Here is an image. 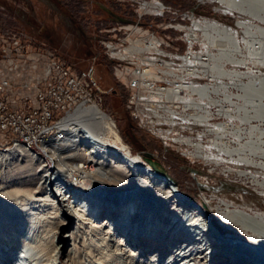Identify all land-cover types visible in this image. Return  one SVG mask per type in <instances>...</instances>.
<instances>
[{"label": "bare ground", "instance_id": "1", "mask_svg": "<svg viewBox=\"0 0 264 264\" xmlns=\"http://www.w3.org/2000/svg\"><path fill=\"white\" fill-rule=\"evenodd\" d=\"M199 1L218 2L227 8L225 12L237 10L264 19V0ZM141 5L148 6L152 12L164 8V3L159 0L141 2ZM260 13L263 15L260 16ZM191 19L192 25H181L178 28L185 31L191 43L195 39L194 32L200 31L205 42L199 40L203 45L202 54H196L198 61L191 62L190 66L193 67L188 68V73L200 71L209 80L202 85L197 81L186 85L182 81L184 75L175 74L180 83L172 92H167L172 104H157L162 106L163 112L169 113L167 119L172 122L174 116L179 115L187 123L193 120L205 127L198 132V140L189 136L175 138L194 148L191 152L193 157L215 164L227 162L264 169V164L256 161L257 157L264 155L263 151L258 153L261 147L246 149L247 146L262 143V139L237 142V147L232 145L231 137L238 141L244 137L240 136L242 129L236 130L231 125L239 119H230V112H233V106L237 104L232 99L239 91L228 88L230 84L241 85L244 90L248 88L236 73L223 70L215 72L214 65V62H221L223 58L236 64H245L251 58L264 63L252 39L253 28H260L250 22L239 21L246 34L241 40L247 49V54H244L234 28L224 26L215 19ZM224 45L232 46L233 49L222 48L218 55L212 51L214 46ZM227 78H233L228 82L230 84L224 81ZM263 82L264 78H256L252 90H264ZM222 88L225 92L221 91ZM153 91V97L166 95L165 90L157 87ZM186 92H189L188 97H185ZM197 92L199 98H195ZM176 100L181 105L175 103ZM179 106L182 110L177 109ZM218 111H223L229 118ZM155 113L160 112L156 110ZM216 115L224 117L228 122L214 123L212 119ZM243 121L250 124L251 117L243 118ZM114 126V121L96 102L82 103L59 124V135L52 137L54 131H48V135L40 136V145L53 160V165L50 166L45 157L32 151L34 146L38 147L32 141H20V144L6 153L0 151V164L14 160L22 168H27V173L17 181L34 186L32 193L29 192L31 200L43 212L33 218L17 211L1 213L6 232L2 234L0 242V264H7L11 259H15L13 264H264L263 213L254 212L244 207L246 205L238 206L235 201L223 197H204L205 201L196 206L174 181L144 165L121 139L114 142L107 137L108 133L116 134ZM250 127L243 132L255 130L261 135L264 133V129L258 125ZM209 133L214 134V140L211 145L205 146L202 138ZM87 138L85 142L90 145L81 148L79 145L84 141L80 143V140ZM67 150H73L72 156L81 161L70 163L74 158L65 155ZM86 157L90 160L89 164L83 161ZM227 171L250 176L256 185L264 189V180H259L247 170L229 168ZM76 185H81V189L74 192ZM73 194L74 198L71 197ZM205 212L209 217L214 215L229 229L222 233L226 246L224 249H210L212 244L207 237H211L214 230L222 232L224 229L218 227L212 219L211 226ZM159 223L164 228L161 229L162 234L156 237L155 230ZM70 224H73L72 230L65 235L67 238L63 241L60 237L56 239L55 234L60 233V227H68ZM202 224L206 228V234L203 235L206 237L203 240L205 244L195 246L194 250V247L182 248L179 243L186 240L176 241L182 238L179 231L200 229ZM41 229L46 232L45 237L40 235ZM174 245L179 246L178 249H173ZM67 246L69 248L66 251ZM37 248L38 251L33 253ZM196 249L198 256L188 259L191 255L189 252Z\"/></svg>", "mask_w": 264, "mask_h": 264}, {"label": "rangeland", "instance_id": "2", "mask_svg": "<svg viewBox=\"0 0 264 264\" xmlns=\"http://www.w3.org/2000/svg\"><path fill=\"white\" fill-rule=\"evenodd\" d=\"M159 1L163 2L167 7H170L165 16L152 17L146 15L144 17L145 22L153 21V23H155L154 25H159V28L156 26L158 31H163V29H160V27H166V24L170 22L173 24L181 22V24L179 23L175 25L177 28L178 26L181 27V25H192V19L190 21L186 18V15H189L190 17L198 19H215L220 24H224V26L228 25L232 29L234 28L233 30L237 32L238 39L241 41L246 34L244 33V28L239 25V21L250 22L252 25L258 26L260 28V30L256 29L255 27L253 28L254 30H252V32L254 37L252 39L254 41V48L260 53V57L264 58L263 18L261 19L260 17H255L251 14L237 10L225 12L227 8L224 5L214 1ZM15 5L16 7H23V12L26 13L25 15H27V18L34 24L40 26L41 34L37 35V39L35 38L36 42L42 46H49L59 55L71 62L80 72L86 73L89 67L94 64V58L97 57V61L95 62L94 66L96 69V76L103 93L100 94L102 100H97L96 103L110 116L111 120L114 121V128L117 131L116 134L108 133L107 137L109 136L114 142H117L118 139H121L122 143L126 146H129L132 153L138 156L144 165L150 166L153 170L160 172L165 176H167V173L173 177L177 182H175L172 178L169 179L174 181L179 186L181 191L187 195L188 199L191 200L192 203H195L196 206H200L203 201H205L204 197H223L227 200L235 201L238 206L246 205L244 207L253 209L254 212H260L264 214V189L256 185L250 176H240L235 171L231 173L227 171L229 168L234 170H247L253 175H256L259 180H264L263 168L256 166L237 165L227 162H220L219 164L206 162L202 158L193 157L191 155V152L194 151L192 146H189L185 143L174 144L170 140L164 142L161 139V136L153 133L155 131L142 126V122H140L139 119L133 118L131 111L128 108L129 91L125 88V86L118 82L114 76L112 63L103 52V47L101 46L99 40L104 35V31L102 30L109 29L119 22L128 23L131 20L138 19V11L140 7L135 2V0H20ZM109 11H112L114 15L109 13ZM262 15L260 13V16ZM0 19L5 26L14 27L22 32L25 30L23 28H26L23 22H18V19L17 21H13L12 19L10 20V18L7 17L5 13H1V8ZM182 23H185L186 25ZM178 29L182 30L181 28ZM165 32L171 33L173 37L179 35V32L172 28L166 30ZM194 37L196 40L193 39V41H198L195 47L196 50L203 49V45L199 40L204 41V36L201 35L200 31H197L194 32ZM240 45L244 51V54H247L245 44L241 41ZM181 46L182 50L186 49V45L183 43ZM222 48H226L228 50L233 49L232 46L224 45L221 47L214 46L212 51L218 55ZM236 56L239 59H242L240 55ZM220 61L221 62H214L216 67L215 72H220L223 70L226 72H233L234 74L236 73V75L240 76L239 78H241V82L246 84V87L248 88V90H246V88L244 90V87L241 88V85L233 86V84L228 83L231 82L233 78L224 79L226 83L230 84L228 89L231 90L235 88V92L239 91L238 94L235 95L236 97L232 99L233 102L236 100L235 103L237 104L233 106L235 107L233 112H230V114L232 113L230 115L231 120H239L233 121L231 125L234 126L236 130L242 129L243 131L248 128L250 129L251 125H258L264 129V90L259 92L252 90V83L255 81V79L264 78V63L255 58L248 59L245 64H236L227 58H223V60ZM237 83H240V81H237ZM249 87L251 91L249 90ZM221 91L225 92V89L222 88ZM224 99L225 96L222 97V100ZM220 110L221 109H219V111ZM219 113L225 116L223 111ZM250 117V124L243 121V118ZM217 118L219 119H215V122H228V120L224 117ZM190 130L188 129L187 131L190 133ZM243 131L240 134V136L242 135L244 137H242V140L238 141L235 140L234 137H231L233 139L232 145L237 147V142L244 143L245 141L249 140L254 141L262 139V143H258L253 146H247L248 148L246 147V149H250L249 147L254 149L261 147L262 150L258 149V153L260 154L261 151H263L264 154V133L262 132L263 134L261 135L255 130L252 132ZM196 132L197 131L195 130L193 135L196 136ZM57 135H59L58 129L52 133V137ZM184 139L187 140L189 138ZM86 140H88V138L80 140V143L84 141L82 145H79L81 148H85V145L87 144L90 145V143L85 142ZM213 140L214 139L212 136H208L203 139L202 143L205 146H208L211 145ZM15 147L16 146H13L12 144H6L0 135V151L6 153ZM208 150L210 152L209 148ZM208 150L206 151L208 152ZM32 151L35 154L45 157L50 166L53 165V160L49 157V154L44 150L43 146H34ZM73 152V150H67L65 155H71V157L74 158V156H72ZM88 157L83 160L84 162H87V164L90 163ZM147 159H153L157 161L162 166V168L155 169L148 163ZM13 161L14 160L5 164H0V242L3 238L2 234H5L6 232L5 223L1 220V213H14L17 211L22 215L31 216V218L43 214V212L33 204L29 194V192L32 193L34 186L29 185L27 182L17 181V179L27 173V168H22L18 161ZM80 161L81 159L77 158L75 160L74 158L69 162L79 163ZM256 161H260L264 164V155L262 157H257ZM196 170L199 172H196ZM74 180H76L75 177ZM79 189H81V185H76V190L74 192ZM71 197L74 198V194ZM70 201H72V199H70ZM207 214L208 213H206V215ZM207 218L211 226H213V220L218 225V227L220 226L224 229L222 232H220L221 230H214L212 236L207 237V239H209L212 244V248L210 249L214 251L218 247H222V249H224L226 246L223 241L224 234L222 233H225L226 230L229 229L226 228V225L221 224L214 215L211 217L207 215ZM15 223L16 221L14 224ZM70 225H68V227H60V233L55 234L57 237L56 239L59 237L62 241L63 239H66L67 237H65V235L72 230L73 224ZM162 228L164 227L159 223L158 227L156 228L157 230H155L156 237H159L162 234ZM205 230L206 228L202 224L200 229L192 228L179 231L181 234L179 235L182 236V238L176 239V241L182 242L186 240V242L182 244L179 243V245L182 248L185 247L186 249L194 247L192 248L194 250L195 246L199 247L200 245L205 244L203 241L206 238L205 236L203 237V235L206 234ZM23 232H25V229ZM40 232V235L45 237L46 232L43 231V229H41ZM178 247L179 246L175 247L174 245L173 249L176 250ZM68 248L69 246L65 247V250L67 251ZM37 251L38 248L32 252L35 253ZM189 254L191 255L188 257V259L197 257V249L193 252L190 251ZM237 257H240L239 254H237ZM14 261L15 259H11L10 262H7V264H13Z\"/></svg>", "mask_w": 264, "mask_h": 264}, {"label": "built area", "instance_id": "3", "mask_svg": "<svg viewBox=\"0 0 264 264\" xmlns=\"http://www.w3.org/2000/svg\"><path fill=\"white\" fill-rule=\"evenodd\" d=\"M146 1L135 0L140 7L138 19L102 30L104 35L99 41L103 52L112 63L116 79L129 91L128 108L133 118L155 131L164 142L180 143L175 138L184 136L199 138L198 132L205 128L202 124L193 120L187 123L179 115L174 116L173 124L167 119L169 113L163 112L157 103L172 104L167 92H172L180 83L175 74L184 75L182 81L186 85L194 81L202 85L209 80L200 71L188 73V68L193 67L191 62L198 61L195 56L202 54L203 49L196 50L198 41L191 43L186 33L177 29L175 25L181 22L160 27L163 31H158L159 25L153 21L145 22L146 15L165 16L170 8L164 4L162 10L152 12L148 6L141 5ZM186 18L191 21L192 17L186 15ZM171 28L179 35L173 37L165 32ZM182 43L186 45L185 50ZM96 59L86 73L80 72L56 51L37 43L32 35L5 26L0 19V135L3 141L13 146L20 141H32L40 147V136L59 129V124L80 104L101 101L103 91L96 76ZM155 87L165 90L167 96L153 97ZM196 97H200L198 92ZM175 103L181 105L177 100ZM177 109L182 110L181 106ZM156 110L160 113H155ZM215 119L219 118L215 116L212 121ZM208 136L214 138L209 133L202 139Z\"/></svg>", "mask_w": 264, "mask_h": 264}, {"label": "crops", "instance_id": "4", "mask_svg": "<svg viewBox=\"0 0 264 264\" xmlns=\"http://www.w3.org/2000/svg\"><path fill=\"white\" fill-rule=\"evenodd\" d=\"M18 1H20V0H0L1 13H5V15H7V17L10 18V20L12 19L13 21H15V20L17 21V19H18V22H23L25 24L26 28H23L25 30H23L21 28L20 29L23 30L25 33H28L37 39V35L41 34L40 26L34 24L32 21H30L27 18V15H25L26 13L23 12V10H24L23 7H21V6L16 7L15 4H17ZM26 1H30V0H26ZM44 46L50 48L47 45H44Z\"/></svg>", "mask_w": 264, "mask_h": 264}, {"label": "water", "instance_id": "5", "mask_svg": "<svg viewBox=\"0 0 264 264\" xmlns=\"http://www.w3.org/2000/svg\"><path fill=\"white\" fill-rule=\"evenodd\" d=\"M147 161H148V163H149L150 165H152L155 169H157V168L161 169V168H162V166H161L157 161H155V160H153V159H147ZM166 175L168 176V178H172V179H174L173 177H171V176L168 175L167 173H166ZM174 181L177 182L175 179H174Z\"/></svg>", "mask_w": 264, "mask_h": 264}, {"label": "flooded vegetation", "instance_id": "6", "mask_svg": "<svg viewBox=\"0 0 264 264\" xmlns=\"http://www.w3.org/2000/svg\"><path fill=\"white\" fill-rule=\"evenodd\" d=\"M109 13H111V14H113V12L112 11H109ZM114 15V14H113ZM196 172H199L198 170H196Z\"/></svg>", "mask_w": 264, "mask_h": 264}]
</instances>
